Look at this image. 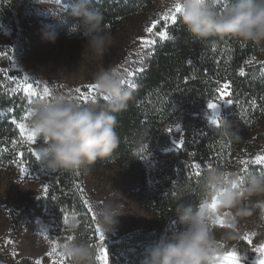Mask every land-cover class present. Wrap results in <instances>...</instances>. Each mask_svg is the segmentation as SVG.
<instances>
[{
	"label": "trees",
	"instance_id": "trees-1",
	"mask_svg": "<svg viewBox=\"0 0 264 264\" xmlns=\"http://www.w3.org/2000/svg\"><path fill=\"white\" fill-rule=\"evenodd\" d=\"M69 2L71 7L75 0ZM154 2L89 0V6L103 15L104 29L115 31L123 24L144 16ZM222 7L217 6V10ZM63 18L55 24V30L67 34L77 21L68 14ZM167 37L155 46L147 66L135 78V87L128 89L131 99L126 108L113 113L120 139L117 149L109 157L92 164L104 169L122 164L134 170L145 187L146 169L141 159L144 151L156 156L161 164L160 170L164 171L160 179L167 190L165 196H154L148 202L152 223L112 242L108 264H141L147 250L178 227L174 222L177 203L187 201L195 204L200 201L199 180L209 166L227 169L238 163L245 153L253 154L252 137L264 122L262 67L247 64L250 59L260 56L259 47L231 38H211L206 42L196 40L185 31L180 18L168 27ZM223 82L230 84L232 107L223 114L220 127L213 128L204 119L203 112ZM10 101L14 104L11 105ZM91 102L106 103L103 99ZM19 104L21 102L13 97L1 103L0 110L8 117L0 122V142L15 139V135L19 141L24 140L17 126L26 105ZM225 120L231 125L230 131L234 135L223 134ZM173 123L181 126L183 147L176 153L163 155L162 150L171 143L168 129ZM0 150V161H7L10 151L3 152L1 147ZM24 156L29 161L35 160L32 152ZM192 156L200 164L199 169L189 164ZM44 171L49 178L48 195L31 207L27 205L20 218L30 223L34 216L46 209L66 232L59 237L60 245L73 238L82 239L94 250V264H99L94 221L87 211L80 170L73 173ZM197 171L200 172L199 177L195 175ZM252 174H257L254 169ZM139 199L145 201L142 191ZM72 223L76 224L75 231L69 227ZM66 261L70 264L67 257Z\"/></svg>",
	"mask_w": 264,
	"mask_h": 264
},
{
	"label": "rangeland",
	"instance_id": "rangeland-1",
	"mask_svg": "<svg viewBox=\"0 0 264 264\" xmlns=\"http://www.w3.org/2000/svg\"><path fill=\"white\" fill-rule=\"evenodd\" d=\"M69 3V0H64L66 8L70 7ZM166 12L161 9L160 0H155L144 16L123 24L115 31L105 29L111 33L113 44L102 57H96L90 50H84L86 41L79 34L56 32L55 24L60 19H53L52 14L41 7L37 0H0V105L11 97L17 98L21 102L19 105H26L18 125L24 123L30 130V117H24L29 116L33 102L40 100L39 94H42L45 86L51 92L64 91L76 97L83 94L89 97L88 100L79 101L86 104L103 99L96 91L89 95L88 86L92 84L93 74L101 67H114L124 75L125 87L134 88L135 78L147 66L155 46L165 40L161 39L159 33H167L168 27L173 24L170 19L164 18ZM150 27H153L151 33L147 31ZM48 35L54 36V41L46 39ZM146 41L155 43L147 44ZM259 48L260 56L250 59L247 64L250 67L261 66L264 70V48ZM25 82L33 84L37 96H29L22 90L20 85ZM225 85L228 87L225 88ZM77 88L81 93L75 91ZM227 93L231 94L230 84L223 82L215 97L206 103L203 117L213 128L217 127L211 123V112L207 104L217 103L222 118L232 107V103L228 104L232 96ZM7 117L8 114L0 110V122ZM169 129L171 143L162 150L163 155L176 153L180 148L176 147L174 141H183L179 123H173ZM257 131L252 137L254 153H245L238 163L232 164L227 170H234L244 177L252 174L253 169L257 174L264 172V164L255 163L258 156H264V122ZM23 137V141H19L15 135V139L0 142L3 152L10 151L8 160L0 161V264H60L61 260L63 264H68L59 243V237H63L66 232L64 227L49 216L46 209L34 216L30 223L20 218L21 211L27 205L31 207L45 198L50 190L49 178L44 171L46 168L34 155L38 153L41 141L37 138V143L33 144L27 140L26 135ZM28 152H32L35 160L25 158L24 154ZM141 159L146 169L145 187L137 173L122 164L110 169L96 168L90 164L80 169L87 211L94 221L99 264H102L99 259L102 248L107 250L109 263V245L112 242L152 223L148 202L154 196H165L167 192L160 179L164 171L160 170L161 164L157 157L142 151ZM33 162L37 164L33 166ZM189 164H197L194 156L190 158ZM245 167L247 173L243 171ZM141 191L145 201L139 199ZM108 202L114 203L123 215L118 218L117 227L106 234L97 222L96 208ZM217 214L223 221V214ZM240 223L243 227L239 238L226 246L223 256L235 252L240 258V264H260L264 256L257 249L264 247V227L254 228L249 221ZM97 228L104 236L102 243ZM217 228L223 230L219 221ZM53 246L56 247V253L49 255Z\"/></svg>",
	"mask_w": 264,
	"mask_h": 264
},
{
	"label": "clouds",
	"instance_id": "clouds-1",
	"mask_svg": "<svg viewBox=\"0 0 264 264\" xmlns=\"http://www.w3.org/2000/svg\"><path fill=\"white\" fill-rule=\"evenodd\" d=\"M37 3L53 19L62 20L66 14L75 17L77 22L69 32L82 36L84 50L96 57H102L113 44L111 33L103 27V15L89 6V0H75L70 8L64 0ZM177 4L183 28L196 40L231 38L264 48V0H230L222 13L217 10V0H160L166 11ZM45 38L55 39L51 35ZM92 84L97 95L106 98L105 104L85 105L64 91H53L50 97L33 102L29 127L41 141L40 162L52 172H76L109 157L119 145L113 113L126 108L131 99L125 77L114 67H101L93 74ZM230 128L225 120V136L234 135ZM198 187L200 201L177 203L174 222L178 227L148 249L141 264H220L226 246L241 234V221H249L254 228L264 227V174H249L241 183L236 171L213 167L203 173ZM213 198L217 201L215 212L208 208ZM218 212L224 216L222 231L217 228ZM121 215L111 202L96 208L97 222L106 234L117 227ZM69 227L75 231L76 224ZM61 247L70 264H94V250L86 241L73 238Z\"/></svg>",
	"mask_w": 264,
	"mask_h": 264
},
{
	"label": "snow or ice",
	"instance_id": "snow-or-ice-1",
	"mask_svg": "<svg viewBox=\"0 0 264 264\" xmlns=\"http://www.w3.org/2000/svg\"><path fill=\"white\" fill-rule=\"evenodd\" d=\"M229 3H230V0H217V5H220L222 4L223 7L221 9H219L218 11H220L221 13L223 12L224 9H226L227 7H229ZM180 12H181V7L179 4L176 5V7L174 9H170L168 10L165 14H164V18L165 19H170L172 21L173 24H176L177 21L179 20L180 18ZM153 27H155V23L153 24ZM153 27H150L147 29V31L149 33H151L153 31ZM161 39H167V33L165 32H160L159 33ZM147 44H154L155 41H146ZM215 49H213L214 51ZM243 71H241V75H243ZM262 75H264V70H262ZM20 87L22 88V90L26 93H28L29 96H37L38 93L34 90L33 88V84L31 83H23L22 85H20ZM225 88H227L228 86L225 85L224 86ZM77 93H81V90L79 88H77L75 90ZM95 91V85L94 84H91L88 86V92H89V95H91L93 92ZM52 94L51 90L45 86L42 90V94H39V99L40 100H43L45 98H48L50 97ZM227 95H231L230 93H227ZM78 100H83V101H87L89 97L87 96H83V94H81L80 96L77 97ZM103 99H106L103 97ZM232 103L231 100L228 101V104L230 105ZM218 104L215 103V102H209L207 104V107L208 109L210 110L211 112V117H210V120H211V123L213 125H215L216 127H220V123L222 121L223 118H221V116L219 115V112H218ZM31 115V111L29 112V116L28 117H24V119H28ZM19 127V130H20V134L21 136H27V140L33 144L37 143V137L31 132V130H29L26 125L24 123H21L18 125ZM169 132H171V129L168 130ZM177 131L179 132V128L177 127ZM176 147L178 148H182L183 147V141H174ZM35 157L37 160L40 159L39 157V154L38 153H34ZM241 163L243 164H247L246 161H242ZM255 163L256 164H264V156H258L255 160ZM193 168H196V169H199L201 166L200 164H194L192 166ZM211 169V166H209L208 170ZM243 171L245 173L248 172V169L247 167H245L243 169ZM250 174V173H249ZM261 174H264V172H261ZM195 175L197 177L200 176V172L197 171L195 173ZM240 177V182L243 183L244 179L246 177L244 176H239ZM45 191L47 192V189H45ZM208 208L215 212L216 209H217V201H216V198H213V201L208 204ZM218 221L220 222L221 226L223 227V221L221 220V218L218 216ZM65 223H67V218H65ZM96 231L98 233H100V229L97 228ZM245 239H248V237H245ZM99 240L101 241V243L104 241V236L102 233H100L99 235ZM101 255L99 257V259L102 261V264H108V253H107V250L106 249H101ZM257 251H259L261 253L262 256H264V247L260 248V249H257ZM56 253V247L53 246L52 248V252L49 253V255H52ZM220 262H222V264H240V258L237 256V254L235 252H229L227 253L225 256L221 257L220 258ZM60 264H63V261L61 260L60 261ZM260 264H264V261H261Z\"/></svg>",
	"mask_w": 264,
	"mask_h": 264
}]
</instances>
